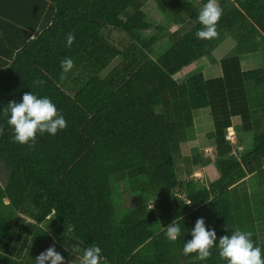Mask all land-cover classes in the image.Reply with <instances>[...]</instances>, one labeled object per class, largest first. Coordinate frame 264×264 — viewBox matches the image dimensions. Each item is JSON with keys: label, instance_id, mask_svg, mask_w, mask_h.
<instances>
[{"label": "trees", "instance_id": "16d2710c", "mask_svg": "<svg viewBox=\"0 0 264 264\" xmlns=\"http://www.w3.org/2000/svg\"><path fill=\"white\" fill-rule=\"evenodd\" d=\"M155 1L180 28L153 60L160 35H143L152 24L142 0H0V160L8 170L0 188V264H35L53 238L65 264H77L93 244L102 250L101 264H227L219 239L236 230L251 232L264 257L258 231L264 224V65L243 70L240 64L242 55L264 45V0H218L223 15L211 40L196 36L207 0L198 8L195 0ZM105 31L124 34L126 45L111 44ZM69 32L75 35L70 47ZM226 38L234 41V54L216 61L212 52ZM203 57L219 63L220 76L200 72L173 80ZM65 58L74 61L67 74L60 67ZM37 79L45 83L34 86ZM27 92L49 98L67 128L37 133L35 144L16 142L5 109ZM199 109H208L213 128L218 177L209 183L191 177L193 166L208 163L202 153L192 156L185 178L175 172V156ZM231 127L239 144L240 133L252 132L250 150L231 155L225 139ZM248 175L256 181L251 193L239 187ZM113 181L140 196L122 217ZM199 218L217 236L204 261L183 254ZM172 222L181 226L175 241L166 235ZM74 247L80 253H72Z\"/></svg>", "mask_w": 264, "mask_h": 264}, {"label": "clouds", "instance_id": "9594fccd", "mask_svg": "<svg viewBox=\"0 0 264 264\" xmlns=\"http://www.w3.org/2000/svg\"><path fill=\"white\" fill-rule=\"evenodd\" d=\"M223 15V9L218 4V0H207L198 14V21L203 28L196 32L198 39L211 40L219 36L217 24ZM75 40L73 32L66 35V46L70 47ZM63 74H67L74 68V61L65 58L60 62ZM61 79H65V75ZM45 81L37 79L33 82L34 86H41ZM10 113L8 124L13 128L14 140L22 145L35 144L37 133L45 132L55 135L58 131L67 128V121L58 112L56 105L47 97L38 98L32 92H27L22 96V102L10 101L5 109ZM230 129V128H228ZM232 130V129H231ZM0 128V134H3ZM191 200L188 205H191ZM153 207V206H152ZM151 207V208H152ZM166 235L170 241H175L181 235V226L178 222H172L166 227ZM192 239L183 246V254H198L201 261L207 260L211 256V249L217 239L214 229L205 226L203 218L195 222L191 230ZM251 232L236 230L233 234L220 237L218 247L219 256L227 261V264H264L261 247L255 246L251 239ZM55 238L53 245L41 252L35 258V264H65L64 257L55 249ZM79 247H74L72 253H80ZM101 248L91 245L83 249L81 256L77 257V264H101ZM72 264V261H71Z\"/></svg>", "mask_w": 264, "mask_h": 264}, {"label": "rangeland", "instance_id": "374dc122", "mask_svg": "<svg viewBox=\"0 0 264 264\" xmlns=\"http://www.w3.org/2000/svg\"><path fill=\"white\" fill-rule=\"evenodd\" d=\"M202 0H195L193 5L195 7H200ZM142 9L147 15V20L152 24V28L143 32V35L146 37H150L155 34L160 35V40L155 44L149 54V57L153 60L160 57L170 46L171 41L174 40L171 37V33L180 28V24H175L173 18L167 12L166 7L163 6V9L158 6L155 0H142ZM126 13H131V9H128ZM185 26V25H184ZM155 27L162 28V31L156 30ZM105 33L109 34V41L111 44L116 45L117 47H121L122 45H126L127 38L124 34L118 31H105ZM234 41L231 38H226L213 52L212 57L219 61L223 57H227L234 54L233 50ZM250 58V59H249ZM248 59V61H247ZM119 60V59H118ZM118 60L111 62L101 73V76L106 75L117 63ZM240 62L243 70H250L261 67L264 65V45L260 48V50L255 54H247L240 57ZM219 63L212 64L205 57L197 60L186 68L182 69L178 73H176L172 78L177 83L185 82L187 79L192 77L197 73H202L205 78H213L216 77L217 70L219 71ZM247 89L249 94L252 91L251 84H247ZM251 95V94H250ZM194 122L193 129L189 131L188 137L185 142L181 145V150L179 155L175 156V172L176 176L179 180L180 178H185V169L188 168V165H191L192 156L196 153H202V157L208 159L207 165H202L198 163V165L192 167L191 177L193 179L198 180L199 182L209 183L218 177V172L213 163V128L212 121L209 116L208 109H199L193 112ZM233 122L235 124L239 123L238 118H234ZM211 135V136H210ZM252 132L251 133H240L239 137L241 143L239 144L238 140H235V144L232 146L231 155L238 156L240 152L248 151L252 146ZM203 159V158H202ZM205 159V160H206ZM204 160V159H203ZM0 166L4 167L5 172L8 170L6 166L0 160ZM256 181L253 177L247 176L242 186L247 192L251 193L255 187ZM113 189V198L116 209V214L118 217H122L125 213H127L132 208L136 207L139 203L140 196L132 195L127 187H124L121 182L113 181L112 182ZM153 204L149 202V209L154 210L152 207ZM152 207V208H151ZM49 223L48 220L45 221L44 225L47 226ZM259 238L264 241V224L258 225Z\"/></svg>", "mask_w": 264, "mask_h": 264}, {"label": "crops", "instance_id": "0c3cea01", "mask_svg": "<svg viewBox=\"0 0 264 264\" xmlns=\"http://www.w3.org/2000/svg\"><path fill=\"white\" fill-rule=\"evenodd\" d=\"M253 54H255V53H253ZM243 56V55H242ZM250 59V58H249ZM241 61V60H240ZM247 61H248V59H247ZM240 64H241V62H240ZM241 67H242V65H241ZM216 74H218L216 77H218V76H220L221 75V70L219 69V71L217 70V72H216ZM234 119V118H233ZM233 119H232V123H233V125H237V124H235L234 122H233ZM230 129H232V131L234 132V134H235V131H234V129H233V127H231ZM249 176V175H248ZM7 177V172H5V170H4V168L2 167V166H0V188H3L4 187V180H5V178ZM4 202L5 203H8V201L7 200H4Z\"/></svg>", "mask_w": 264, "mask_h": 264}, {"label": "built area", "instance_id": "2783aa9c", "mask_svg": "<svg viewBox=\"0 0 264 264\" xmlns=\"http://www.w3.org/2000/svg\"><path fill=\"white\" fill-rule=\"evenodd\" d=\"M225 139L229 141L231 144L236 145L235 144L236 136L231 129H227Z\"/></svg>", "mask_w": 264, "mask_h": 264}]
</instances>
